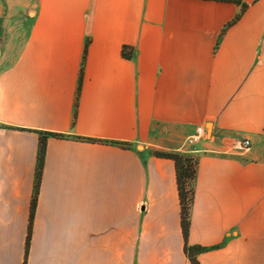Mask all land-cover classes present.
Instances as JSON below:
<instances>
[{"label": "crops", "instance_id": "1", "mask_svg": "<svg viewBox=\"0 0 264 264\" xmlns=\"http://www.w3.org/2000/svg\"><path fill=\"white\" fill-rule=\"evenodd\" d=\"M153 150L197 263L264 264V0H0V264H191Z\"/></svg>", "mask_w": 264, "mask_h": 264}, {"label": "trees", "instance_id": "2", "mask_svg": "<svg viewBox=\"0 0 264 264\" xmlns=\"http://www.w3.org/2000/svg\"><path fill=\"white\" fill-rule=\"evenodd\" d=\"M122 54L126 58L130 57V54L127 52L125 48L123 49ZM48 136L57 137V138L63 137L62 134L45 132V133H41V136L39 139L36 171H35L34 192H33V197H32L31 204H30V213H29L27 235H26V241H25V256L28 250L32 219H33V214H34V209H35V204H36V197H37L38 188H39L40 175H41V169H42L44 151H45V140H46V137ZM88 140L96 141L92 139H88ZM99 142L127 146L126 143H122V142H108V141H101V140H99ZM151 154L156 157L170 159L174 163L176 184H177L179 204H180V226H181L182 236L185 241L184 251L187 254L188 259L191 264H198L195 256L198 253H201L207 249L199 247V246H188L186 242L187 236H188V230H189V210H190V206H191L192 199H193L192 182L194 181L195 175H196V165H197L196 160L193 157L180 153V152H164V151H159V150H153ZM23 264H25V262Z\"/></svg>", "mask_w": 264, "mask_h": 264}, {"label": "built area", "instance_id": "3", "mask_svg": "<svg viewBox=\"0 0 264 264\" xmlns=\"http://www.w3.org/2000/svg\"><path fill=\"white\" fill-rule=\"evenodd\" d=\"M206 136V131L204 127H197L195 129V132L193 135L188 136L185 140V145L186 146H192L194 145L196 142L205 139ZM250 146V141L247 139H241V140H234L231 143L230 146V151L232 152H242L244 150H247Z\"/></svg>", "mask_w": 264, "mask_h": 264}, {"label": "rangeland", "instance_id": "4", "mask_svg": "<svg viewBox=\"0 0 264 264\" xmlns=\"http://www.w3.org/2000/svg\"><path fill=\"white\" fill-rule=\"evenodd\" d=\"M139 149H141V147H139Z\"/></svg>", "mask_w": 264, "mask_h": 264}]
</instances>
